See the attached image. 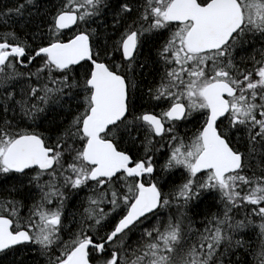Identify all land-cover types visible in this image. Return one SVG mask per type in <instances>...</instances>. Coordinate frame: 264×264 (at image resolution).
<instances>
[{"label":"snow or ice","instance_id":"6c2138e0","mask_svg":"<svg viewBox=\"0 0 264 264\" xmlns=\"http://www.w3.org/2000/svg\"><path fill=\"white\" fill-rule=\"evenodd\" d=\"M41 258L264 264V0H0V264Z\"/></svg>","mask_w":264,"mask_h":264},{"label":"trees","instance_id":"16d2710c","mask_svg":"<svg viewBox=\"0 0 264 264\" xmlns=\"http://www.w3.org/2000/svg\"><path fill=\"white\" fill-rule=\"evenodd\" d=\"M52 2L54 3L55 0H52ZM193 126L192 124L187 125V129H191ZM185 127H181V132L183 133L184 131L187 130ZM165 149H162L160 153H158L157 155V159H156V166H157V171L159 174L163 175V173H160V166L165 162ZM176 184L180 183V174L179 172L176 173V176L172 178ZM172 187L171 184L167 185L165 187V191H168L169 188ZM81 196L84 195V193L80 194ZM76 203L75 200L71 201L68 205V210L69 212H73L75 211V208L72 206ZM82 210V209H81ZM217 210V208L215 207V202L212 201L211 199H209L208 201H206V203L204 205H201V211H208V212H215ZM202 217H197V220L199 221ZM70 219V217H69ZM259 223V221L257 220V224ZM248 239H250V242L252 243V245L255 247L258 245L259 241H258V229L256 231H253L250 233V237H248ZM32 257H30L31 259ZM41 264H42V258H41Z\"/></svg>","mask_w":264,"mask_h":264},{"label":"flooded vegetation","instance_id":"af4514ba","mask_svg":"<svg viewBox=\"0 0 264 264\" xmlns=\"http://www.w3.org/2000/svg\"><path fill=\"white\" fill-rule=\"evenodd\" d=\"M166 150V149H165ZM166 159V158H165Z\"/></svg>","mask_w":264,"mask_h":264}]
</instances>
